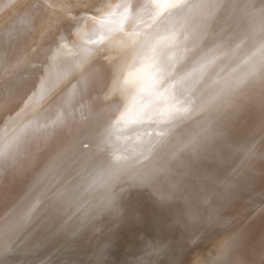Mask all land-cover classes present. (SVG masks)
I'll use <instances>...</instances> for the list:
<instances>
[{
  "label": "bare ground",
  "instance_id": "bare-ground-1",
  "mask_svg": "<svg viewBox=\"0 0 264 264\" xmlns=\"http://www.w3.org/2000/svg\"><path fill=\"white\" fill-rule=\"evenodd\" d=\"M204 2L188 0L187 23L176 38L187 36L200 47L168 69L173 75L163 86L142 76L127 85L123 78L115 86L98 80L62 108L70 81L57 83L54 74L47 95L27 99L39 69L45 60L57 71L74 63L83 54L74 42H84L85 34L93 31L96 36L107 33L115 26L114 18L106 9L97 14L103 0H0V145L6 125L19 131L35 122L42 129L35 134L28 129L17 164L0 170V221H19L18 234L0 248V264H207L215 237L211 225L194 235L199 226L185 223L179 201L161 207L151 186L140 187L129 179L158 168L165 169L158 181L161 190L183 175L182 191L210 195L209 207L218 208L245 232L230 264H264V0L196 7ZM181 11L170 10L177 20ZM77 13L103 20L105 27L85 21L77 28ZM204 15H214L218 22L201 39L197 25ZM143 17L148 19V14ZM60 36L66 47L56 52ZM215 40L225 42L228 56L197 86L193 95H200L192 111L163 122L165 110L171 112L176 101L159 93ZM180 57L177 51L176 60ZM252 68L257 75L226 104L198 111L219 86L209 87L213 80ZM58 109L72 115L45 140L43 125ZM164 129L170 130L166 137L159 135ZM193 136L210 138L196 155L188 145ZM109 197L119 211L107 207ZM33 204L36 208L25 222L24 213ZM109 240L110 247H105Z\"/></svg>",
  "mask_w": 264,
  "mask_h": 264
},
{
  "label": "snow or ice",
  "instance_id": "snow-or-ice-1",
  "mask_svg": "<svg viewBox=\"0 0 264 264\" xmlns=\"http://www.w3.org/2000/svg\"><path fill=\"white\" fill-rule=\"evenodd\" d=\"M228 3H230V0H205L203 4H196V7L222 8ZM188 6V0H147V2L145 0H103L102 6L98 7L96 12L99 14L106 9V15L114 18L112 23L115 26L109 28L105 34L96 36L93 31L91 34H85L84 42H74V46L83 54L79 55L74 63L63 67L59 71L53 67V63L45 60V66L39 69V74L33 83L34 91L27 99L33 97L42 99L47 95L49 78L53 74L57 83L70 81V86L66 89L68 96L62 108H67L74 94L82 90L87 91L90 83L98 80L111 81L115 86L123 78V85H127L134 77L142 76L146 77L154 86H163L168 77L173 75V72L168 71V69L183 61L189 54L195 53L200 47L199 42H189L187 36L180 41L176 39L187 23L188 13L186 10ZM48 7H51V5H48ZM82 7L85 11L89 10L86 3ZM172 9L182 10L179 14L180 20H177L171 14L170 10ZM143 13L148 14V19H144ZM85 21L92 25L99 24L101 28L105 27V21L96 20L95 18L89 20L88 17L81 16L79 13H77L73 25L79 28ZM125 22H127L128 30L125 28ZM216 22L218 21L214 15H204L201 18L200 23L197 25V28L203 33L201 39L210 34L212 25ZM93 36H96V38L93 39ZM64 39L63 36L59 37L60 43L56 46V52L66 47L63 43ZM53 43L56 44V41H53ZM237 47H239V44H237ZM177 51L181 53L180 61L176 60ZM49 52H53L51 47ZM89 53H94V55H89ZM73 55L76 56L77 54L73 53ZM226 56H228V49L225 47V42L215 40L212 47L200 50L199 56L192 62V66L187 71L176 74L175 79L159 93L160 97L166 100L176 101L171 105V112L165 110L163 122L174 119L175 114L187 115L192 111L193 104L200 95H193L197 86L217 62ZM51 60L55 62V54L51 56ZM137 65L139 66L137 67ZM222 71L223 67L218 70V77L219 72ZM257 72L256 68H252L249 72L238 76L229 73L227 78L223 80L219 78L213 80L209 87L219 86L215 88L213 94L209 95L198 106V111H204L214 105L226 104L228 98L236 96L248 83L249 77L257 75ZM261 78H264V72L261 73ZM115 90V87H113L112 91ZM177 97H180V99H177ZM185 100H187V103L184 102ZM25 107H27V104H25ZM71 115L70 111L65 114L64 111L58 109L55 117L49 123L43 125V138L45 140L53 138L60 129L68 124L67 117ZM10 119H14V117ZM30 128L33 129L34 134L42 130L35 127V122H29L19 131H16L14 126H5L3 144L0 145V170H7V167H14L17 164L22 152L23 134ZM169 134V129H164L159 133L160 136L165 137ZM209 140V137H204L201 140L199 137L193 136L188 141V145L192 147L193 155H196L197 148L204 150L205 141ZM163 172H165V169L158 168L153 172L133 175L129 179L135 181V184L140 187L151 186L161 207L171 206L179 201L177 207L185 223L199 226L194 235H197L201 229L207 230L208 227L206 226L211 225L215 237L212 240L211 259L207 261V264H230L231 259L243 242L245 232L236 229L234 224L225 218L218 208L209 207L210 195L206 193L198 194L188 190L182 191L183 175L169 180L167 187L161 190L158 187V181ZM187 174V172L184 173V175ZM205 179L211 178L205 177ZM107 207L119 211L114 208L112 197H109ZM35 208L36 204H33L24 213L23 219L25 222ZM77 211H79L78 208ZM204 212H207V215H203ZM18 232L19 221L14 219L0 221V248L5 246L6 241H11L13 235L18 234ZM144 243L147 247L156 250L154 245L149 244L147 240ZM110 245L111 240L105 242V247H110ZM193 264H195V261Z\"/></svg>",
  "mask_w": 264,
  "mask_h": 264
}]
</instances>
